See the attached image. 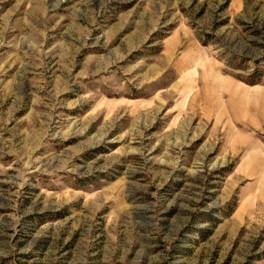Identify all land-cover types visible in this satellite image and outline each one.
Listing matches in <instances>:
<instances>
[{
	"label": "rangeland",
	"instance_id": "obj_1",
	"mask_svg": "<svg viewBox=\"0 0 264 264\" xmlns=\"http://www.w3.org/2000/svg\"><path fill=\"white\" fill-rule=\"evenodd\" d=\"M0 264H264V0H0Z\"/></svg>",
	"mask_w": 264,
	"mask_h": 264
}]
</instances>
